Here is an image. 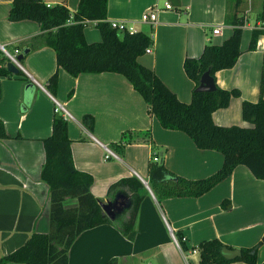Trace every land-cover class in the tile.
Returning <instances> with one entry per match:
<instances>
[{
	"label": "crops",
	"instance_id": "0c3cea01",
	"mask_svg": "<svg viewBox=\"0 0 264 264\" xmlns=\"http://www.w3.org/2000/svg\"><path fill=\"white\" fill-rule=\"evenodd\" d=\"M44 1L74 12L79 0ZM165 1L172 7L164 8ZM234 1L107 0L105 20L127 21L148 35L151 51H144L137 61L188 103L194 82L184 71L185 57L197 58L206 43L219 45L226 40L233 24L225 17L235 12L243 19L241 53L231 68L217 70L214 79L216 86L237 89L239 95L211 117L217 125L252 127L242 119L241 103L259 99L264 34L258 36L255 49L249 50L248 44L251 30L262 20V0H239L237 6ZM11 3L0 0V67L7 64L3 49L12 53L16 48H32L19 61L23 75L8 70L0 75V119L9 136L0 140V255L21 246L33 231L49 230L48 188L40 179L45 160L42 139L51 133L57 101L71 115L66 121L73 165L91 175L90 191L99 203L113 199L107 195L108 187L121 177L133 175L147 185L143 184L146 193L136 213L134 240L113 224L86 229L71 244L68 264H105L111 258L116 264H201L199 252L191 247L213 238L230 248L256 245L255 264H264V179L239 164L199 196L157 199L148 185V163L153 157L177 175L198 179L221 167L222 154L196 147L183 131L163 128L122 74L73 76L58 67L54 50L39 45L36 22L8 20ZM154 4L159 6L156 21H142L141 14ZM216 27L219 33L214 34ZM84 38L100 40L97 27L87 24ZM55 71L58 81L52 95L45 83ZM84 115L91 116L90 126L83 123ZM106 149L114 155L105 158ZM63 203L75 206L76 199L66 198ZM123 215L122 210L114 221L119 223Z\"/></svg>",
	"mask_w": 264,
	"mask_h": 264
},
{
	"label": "trees",
	"instance_id": "16d2710c",
	"mask_svg": "<svg viewBox=\"0 0 264 264\" xmlns=\"http://www.w3.org/2000/svg\"><path fill=\"white\" fill-rule=\"evenodd\" d=\"M238 3L239 0L234 1L235 6ZM106 8L107 0H79L74 12L62 4L47 6L44 0H12L7 18L10 21L36 22L41 31L37 36L39 45L52 48L57 66L70 75L76 76L83 72L122 74L142 96L149 112L163 128L183 131L196 147L216 150L222 154L221 167L198 179L177 175L151 160L148 163V185L157 199L199 196L228 177L239 164L245 165L255 178L264 179V51L259 99L256 102L241 103L242 119L250 122L252 127L222 126L212 120L214 110L226 107L231 97L239 95L237 89L227 90L215 85L211 91L196 90L203 72L208 70L214 79L217 70L231 68L235 64L241 53L243 19L235 12L226 15L225 20L233 24L231 35L219 45L206 43L197 58L185 57L184 71L194 82L191 100L186 103L180 101L151 69L137 61V57L150 46L151 38L141 31H118L112 28L105 20ZM261 17L264 19V0ZM89 22L97 27L100 40H85L84 27ZM260 34H264V30H251L249 50L256 48ZM31 48L16 49L19 50L18 54L24 55ZM8 61L7 57L5 63ZM4 72L7 69L0 67V75ZM19 74L23 75V72L19 71ZM57 81L58 73L55 71L45 83V88L52 95L55 94ZM91 122L90 115L83 116L84 124L90 126ZM8 137L0 119V140ZM42 143L45 160L40 179L48 188L49 230L33 231L21 246L0 255V264H68V250L76 237L86 229L105 223L115 225L127 239L134 240L137 233L136 213L146 193L143 183L131 175L121 177L109 185L107 195L117 203L124 202V218L116 223L115 219H110L104 213L98 199L91 193V175L74 167L67 121L59 112L54 113L51 133L42 139ZM66 198H75L76 205L66 207L63 203ZM177 240L180 242V239ZM223 246L226 245L213 238L191 248L199 252L201 264H225L234 260L255 264L257 261L256 245L240 248L242 255L232 260L221 255ZM105 264H116V259L111 258Z\"/></svg>",
	"mask_w": 264,
	"mask_h": 264
},
{
	"label": "water",
	"instance_id": "95a60500",
	"mask_svg": "<svg viewBox=\"0 0 264 264\" xmlns=\"http://www.w3.org/2000/svg\"><path fill=\"white\" fill-rule=\"evenodd\" d=\"M23 54H18L16 56L17 61H20L22 59ZM6 68L9 72L12 73H18L21 68L19 65L15 64L12 61H8L6 64ZM32 84H34V81L30 80ZM215 89V82L212 76L209 74V71L206 70L205 72L202 73L200 77V82L198 86L196 87L197 91H211ZM143 184L147 187L146 182L143 181ZM104 213L110 218V219H115L118 216V213H120L123 210V205L124 202H119L117 203L116 200L113 198L109 201H106L105 203H100ZM221 255L228 259L232 260L237 257H240L242 255L241 249L240 248H230L227 246H223L220 250Z\"/></svg>",
	"mask_w": 264,
	"mask_h": 264
},
{
	"label": "built area",
	"instance_id": "2783aa9c",
	"mask_svg": "<svg viewBox=\"0 0 264 264\" xmlns=\"http://www.w3.org/2000/svg\"><path fill=\"white\" fill-rule=\"evenodd\" d=\"M47 6H50L49 4H47ZM163 7L164 8H171V4L168 1H165L163 3ZM159 10V6L157 4H154L152 7L148 8L146 11H144L141 14L140 19L144 22H155L157 19V11ZM110 26L112 28L117 29L118 31H123V30H127L129 32H134L136 31L134 29V27L132 25H129L127 21L124 20H110L108 21ZM256 28L262 29L264 30V19H262L258 26ZM213 33L217 34L219 33V28L216 27L213 29ZM3 51L5 52L6 56L9 58V61L14 62L15 64L20 66L19 61H17L16 56L18 55L19 50L18 49H14L12 53H9L7 51H5L3 49ZM151 48L148 46L145 48V52H150ZM54 111L55 112H61V115L63 117V119H68L71 118V115L68 113V111L66 109L63 108V106H61L57 101H55V107H54ZM114 155L110 150L106 149V153L104 155L105 158H109L110 156ZM153 160L156 161L158 160V157H153Z\"/></svg>",
	"mask_w": 264,
	"mask_h": 264
},
{
	"label": "rangeland",
	"instance_id": "374dc122",
	"mask_svg": "<svg viewBox=\"0 0 264 264\" xmlns=\"http://www.w3.org/2000/svg\"><path fill=\"white\" fill-rule=\"evenodd\" d=\"M93 23H89L88 25H92ZM94 25V24H93ZM95 26V25H94ZM87 28H94L93 26H87ZM61 113V112H60ZM119 217V216H118ZM264 237V235H263Z\"/></svg>",
	"mask_w": 264,
	"mask_h": 264
}]
</instances>
